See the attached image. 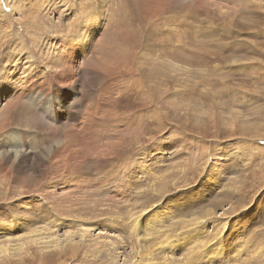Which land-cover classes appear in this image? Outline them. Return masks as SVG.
<instances>
[{
    "label": "rangeland",
    "instance_id": "obj_1",
    "mask_svg": "<svg viewBox=\"0 0 264 264\" xmlns=\"http://www.w3.org/2000/svg\"><path fill=\"white\" fill-rule=\"evenodd\" d=\"M17 58L26 92L0 96V223L105 225L149 264H264V0H0V78ZM203 231L220 261L177 242ZM62 245L0 264H105Z\"/></svg>",
    "mask_w": 264,
    "mask_h": 264
},
{
    "label": "bare ground",
    "instance_id": "obj_2",
    "mask_svg": "<svg viewBox=\"0 0 264 264\" xmlns=\"http://www.w3.org/2000/svg\"><path fill=\"white\" fill-rule=\"evenodd\" d=\"M95 4H96V6H98L97 3H95ZM85 35H87V34H85ZM87 37H88V35H87ZM89 38L87 39V41H90ZM86 43L87 42H85V44ZM90 50H91V48H90ZM110 52H112V51H110ZM84 56H83V58H84ZM18 59L19 58H17L14 61V63H15L14 65H13V62L11 65L9 64L10 67L12 65L14 66L13 68L16 69V70L14 69L15 71H11V70L6 71L5 70L4 73L1 72L2 77L0 79L5 80V83L10 85V86L7 85V86H9V88H6L5 90H3V88L2 89L0 88V96L5 97L6 100H7V98L10 99L11 97H18L19 95H22L26 92L25 89H23V88L19 89L18 88V87H20L21 84L24 83L23 80L19 79L21 73L23 72V63H22L23 60L21 61ZM162 61H165V60H162ZM126 64H128V63H126ZM30 70H32L31 74H34V72H33L34 66H33V69L30 68ZM132 70H133V68H132ZM34 77H35V75L32 76V78H34ZM64 78H63V80H64ZM66 78H67V80H69V77H66ZM33 86H32V88H33ZM29 88H31V86ZM37 93L39 94L38 90L37 91H30L29 96H33L34 94L36 95ZM46 95H48V94H46ZM43 97H39V100L37 101V104H39L38 107L40 108V110L45 112V114L47 115L48 118H50L51 120H55L57 118L56 116L58 115V114H56L57 110L56 111L54 110V108H53L54 106L53 107H51L50 105L46 106L49 103L44 104ZM40 103H42V105ZM52 105H53V103H52ZM59 107L62 109H66L61 105V103L59 104ZM1 128H3L2 124L0 126V129ZM9 140H10V142H12V141H16L17 139H14V134L11 133V137L10 136L7 137V139L5 140V143H7ZM16 145H18V144H16ZM60 145L62 146L63 144H60ZM20 154L21 153L19 151H15L16 157L17 156L19 157ZM64 157L60 158L61 161H63L65 163V166H67V167L69 166L70 168L73 169V165H72L71 161H68V157L67 158L66 157L64 158ZM142 212H144V211H142ZM142 214H144V213H141L140 215L142 216ZM9 215H11V214H9ZM149 216L147 215L146 220H144L147 224L151 221L150 218H148ZM157 216H153V217H157ZM33 220H35V221H32L30 219L28 221L20 215H13L12 214L10 219L6 223H0V258L6 256L10 259H14V258L18 259L20 257V255L22 253H24V251H26V250L28 251L32 245L36 246L37 248H39L44 253H49L51 250H53L54 248H57L58 246L62 247L63 246L62 244H65L66 245L65 247H68V246L71 247V249L74 248L73 246H83V248L91 249L94 254H97V255L101 254L102 255L101 257L104 258L105 264H120L121 263L120 262L121 257L125 256V255L123 256L124 252L120 250V249H123L124 246L123 245L118 246L119 239L115 238V233H111V234L108 233V231L110 230V227H108V226L100 225V224H93V223H90L87 225L84 224V226H83V223L82 224L80 223V224H78L81 227V230L79 232H70V231H68V226H67L66 230H62L63 227L65 228L64 224H66V223H65V221H62L61 219H58V218L55 219L57 222L45 223L42 226H38V223L36 221L37 219H33ZM188 222L189 221H187V223ZM187 223L181 222V223H176V224H179L177 226H183ZM199 225H200V222L197 225H194V226L199 227V229L197 231L204 230ZM224 225H226V224H223L221 228H223ZM190 226H192V224ZM190 228H192V227H190ZM221 228H220V230H221ZM61 232H63V235ZM96 232H98V233H96ZM215 232H220V231L215 229ZM60 233L62 236L59 235ZM74 234H76V235L74 236ZM136 235H138V234H136ZM216 235H214L213 237L215 238ZM204 236H205V234L203 231V232L199 233V237L195 236L192 240H185L184 238H180L179 240H177V242L182 239L181 244H185L189 248H190V246H192L191 248H194L195 252L197 251L196 253L199 255L200 260L202 258H206V261H205L206 263L208 261L210 263H213L214 261L222 259L223 253L221 252L220 247H219V249H215V248H209V249L206 248L205 249V247L208 246V245L206 246L205 244H208V242L202 243L203 242L202 238ZM146 239H148V238H146ZM155 239L156 238H153V241ZM235 240H237V239H235ZM216 242L219 244L221 241H216ZM176 246L178 247V245H176ZM214 250H219L218 252H220V254L218 256H216V257H218L217 260H212L213 262H211V260H210L211 257L209 255ZM141 252L137 253V255L139 256L141 254ZM134 255H136V254H134ZM197 259H198V257H197ZM45 261H47L46 257L44 259V262ZM145 261H147V258L146 259L145 258L139 259L138 257H135V256L131 257V256L127 255V257H124V263L123 264H149L150 263V262L146 263ZM171 262L172 261H171L169 256H165L164 259L162 260V264H171Z\"/></svg>",
    "mask_w": 264,
    "mask_h": 264
}]
</instances>
